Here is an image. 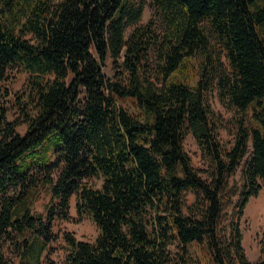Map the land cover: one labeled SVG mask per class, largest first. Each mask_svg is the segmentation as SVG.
I'll return each instance as SVG.
<instances>
[{
  "label": "trees",
  "instance_id": "16d2710c",
  "mask_svg": "<svg viewBox=\"0 0 264 264\" xmlns=\"http://www.w3.org/2000/svg\"><path fill=\"white\" fill-rule=\"evenodd\" d=\"M152 6L159 25H137L132 0H0V264H43L72 196L98 232L92 242L66 233L60 264H264V230L255 262L240 231L264 188V0ZM15 66L32 106L22 107L23 134L4 105ZM213 91L239 116L228 148ZM188 133L205 176L184 149ZM92 176L100 187L84 183ZM45 188L53 206L34 214Z\"/></svg>",
  "mask_w": 264,
  "mask_h": 264
},
{
  "label": "rangeland",
  "instance_id": "374dc122",
  "mask_svg": "<svg viewBox=\"0 0 264 264\" xmlns=\"http://www.w3.org/2000/svg\"><path fill=\"white\" fill-rule=\"evenodd\" d=\"M132 1L137 4H142V15L137 25L144 24L150 19H154L156 24L159 25L152 6V0ZM131 29L132 26L126 29V36ZM119 61H121V59H119ZM116 70H118V68L114 66L113 60L107 56L102 65L104 75L107 78H113ZM27 79L28 74L20 67L15 66L8 70L7 78L4 81V86L9 92L4 102L7 109V118L9 120L19 119V123L16 126V130L19 134L25 133L27 129V123L24 122L21 117L23 105L27 106L28 111L32 109V106L29 104ZM208 99L213 112V120L217 127L218 138L221 144L228 148L233 142L237 121L239 119L238 113L234 109L223 106L215 91L209 93ZM18 101L20 104H18ZM130 110L132 111V109ZM183 145L191 159V164L194 169L198 174L205 176L207 162L191 133L185 136ZM84 183L88 186L98 188L102 183V178L96 176L88 177L84 180ZM194 198V194L188 193V203L193 202ZM52 206L53 201L51 192L48 188H45L34 201L33 213L44 214L46 216L47 210L52 208ZM263 230L264 188H261L256 196L249 198L240 220L242 246L245 256L251 262L257 261L260 257V238ZM97 232L98 230L95 223L87 214H78L76 199L72 196L69 200L67 215L65 217L56 216L52 221L53 239L42 256V263L45 264L47 260H51L55 264H60L66 252V241L64 238L66 233H70L76 239L92 242ZM171 250L175 251V247L171 246ZM4 251L10 261L14 263L15 258L12 251L8 248H5Z\"/></svg>",
  "mask_w": 264,
  "mask_h": 264
}]
</instances>
